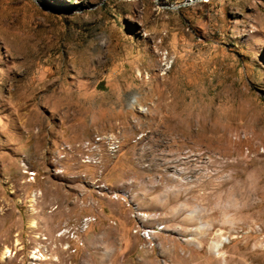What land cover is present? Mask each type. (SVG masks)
Instances as JSON below:
<instances>
[{
    "label": "rangeland",
    "instance_id": "1",
    "mask_svg": "<svg viewBox=\"0 0 264 264\" xmlns=\"http://www.w3.org/2000/svg\"><path fill=\"white\" fill-rule=\"evenodd\" d=\"M0 264H264V0H0Z\"/></svg>",
    "mask_w": 264,
    "mask_h": 264
},
{
    "label": "bare ground",
    "instance_id": "2",
    "mask_svg": "<svg viewBox=\"0 0 264 264\" xmlns=\"http://www.w3.org/2000/svg\"><path fill=\"white\" fill-rule=\"evenodd\" d=\"M29 225H30L31 227H33V228L35 227L33 221H31V222L29 223ZM85 225H86V223H85ZM85 225H83V228H84V229H85V227H84ZM16 244L18 245V243H16ZM218 246H219V245H216V246H215V251H216V249L218 248ZM37 252H38V251H34V252H32L31 259H34V260L38 259L37 256H36V253H37ZM11 255H14V253H11V251H10L8 248H5V251L3 252L1 258H2V259H5V258H7V257H10ZM44 260H46V259H44Z\"/></svg>",
    "mask_w": 264,
    "mask_h": 264
},
{
    "label": "built area",
    "instance_id": "3",
    "mask_svg": "<svg viewBox=\"0 0 264 264\" xmlns=\"http://www.w3.org/2000/svg\"><path fill=\"white\" fill-rule=\"evenodd\" d=\"M85 219H83L82 220V222L80 223V228H79V230L81 231V232H83L85 229L83 228V221H84ZM72 238V237H71ZM75 237H73L72 239H74ZM79 245H80V243H79Z\"/></svg>",
    "mask_w": 264,
    "mask_h": 264
}]
</instances>
